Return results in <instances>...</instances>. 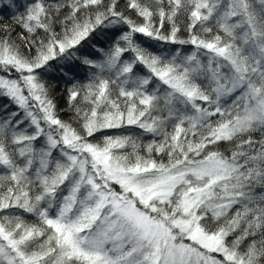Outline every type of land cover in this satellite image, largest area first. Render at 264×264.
Returning a JSON list of instances; mask_svg holds the SVG:
<instances>
[{"label": "snow or ice", "instance_id": "obj_1", "mask_svg": "<svg viewBox=\"0 0 264 264\" xmlns=\"http://www.w3.org/2000/svg\"><path fill=\"white\" fill-rule=\"evenodd\" d=\"M3 11L0 264H264V0Z\"/></svg>", "mask_w": 264, "mask_h": 264}, {"label": "trees", "instance_id": "obj_2", "mask_svg": "<svg viewBox=\"0 0 264 264\" xmlns=\"http://www.w3.org/2000/svg\"><path fill=\"white\" fill-rule=\"evenodd\" d=\"M0 16L3 17V19H0V23H5V24L12 23L11 19L9 18V13L7 11L0 12ZM139 39L144 40L146 44H151V45H153V47H155V42L148 41L144 37H139ZM164 47L175 48V47H179V46H177V45H164ZM191 47H192L191 45L185 46V48H187V49H190ZM82 51L84 54L93 53V49H92L91 45H89L87 48L83 49ZM95 55H100V54H95ZM86 73H87V70L81 66L78 70L79 78L83 79L85 77ZM49 83L52 85V87L54 89V94L57 98L58 108L66 109L67 108L66 91H65L66 85L63 82L58 81L56 79H52V78L49 79ZM8 103H9V101L6 98H0V106H3L4 104H8ZM10 110L14 111L15 105H11ZM61 118L62 119H68L69 117H68V115H66L62 112ZM125 131L135 132L137 130L134 127H130L128 129L109 130V132L107 134L120 135Z\"/></svg>", "mask_w": 264, "mask_h": 264}, {"label": "rangeland", "instance_id": "obj_3", "mask_svg": "<svg viewBox=\"0 0 264 264\" xmlns=\"http://www.w3.org/2000/svg\"><path fill=\"white\" fill-rule=\"evenodd\" d=\"M29 131H31V129H29Z\"/></svg>", "mask_w": 264, "mask_h": 264}]
</instances>
